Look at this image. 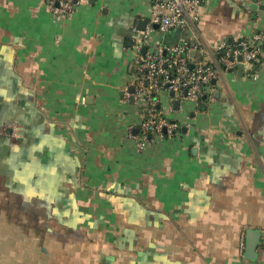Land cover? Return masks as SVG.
<instances>
[{
  "label": "crops",
  "instance_id": "0c3cea01",
  "mask_svg": "<svg viewBox=\"0 0 264 264\" xmlns=\"http://www.w3.org/2000/svg\"><path fill=\"white\" fill-rule=\"evenodd\" d=\"M53 1L0 0V264H264V64L224 70L199 105L159 94L181 138L143 150L124 95L147 50L264 31V0H201L167 30L146 0H82L69 17Z\"/></svg>",
  "mask_w": 264,
  "mask_h": 264
},
{
  "label": "built area",
  "instance_id": "2783aa9c",
  "mask_svg": "<svg viewBox=\"0 0 264 264\" xmlns=\"http://www.w3.org/2000/svg\"><path fill=\"white\" fill-rule=\"evenodd\" d=\"M81 1L55 0L53 13L69 17ZM146 1L153 12L151 23H158L164 30L186 27L199 20L201 0ZM150 29L148 25L143 33L148 34ZM214 49L215 52L211 53L202 43L190 46L182 42L169 49L147 50L140 57V75L131 83L133 91L124 92L126 99H134L143 108L138 130L135 132L134 128H129L127 131V135L136 142L138 150L145 149L154 140L179 141L181 138V124L164 115L160 93H169L180 102L192 101L196 105L202 102L203 96H206V100H214L212 80L217 79L224 70L239 65L248 69L255 64H264V31L242 38L234 45L225 42L218 44ZM193 50L200 54V58L192 57ZM220 52L222 55L218 56Z\"/></svg>",
  "mask_w": 264,
  "mask_h": 264
},
{
  "label": "rangeland",
  "instance_id": "374dc122",
  "mask_svg": "<svg viewBox=\"0 0 264 264\" xmlns=\"http://www.w3.org/2000/svg\"><path fill=\"white\" fill-rule=\"evenodd\" d=\"M160 96L162 97V105H163V107H166L167 105H169V102H168V96H165V95H163V94H161L160 93ZM190 102H192V101H190ZM138 103V102H137ZM139 104V103H138ZM3 205H5V204H1L0 203V211H5V208L3 209L2 207H3ZM17 208V209H16ZM14 210H15V212H17L18 211V214H20V212H21V208H20V205H16L15 207H14ZM14 222H15V226H18V225H20V226H25L23 229H28L29 227H31V222H32V220H27V219H25V220H22L21 218H15L14 219ZM28 223V224H27ZM23 224V225H22ZM24 224H26V225H24ZM14 237H15V235H14ZM28 237V236H27ZM26 237V238H27ZM30 238H32V236H30ZM50 238H52V236H50L49 237V235L47 234L46 235V246H47V248H49L48 250L50 251V253L49 254H47V256L45 257L46 258V261H48V259H52L53 257H54V255H55V250H54V247L52 246V244H53V242H52V240L50 239ZM15 239V238H14ZM22 246H20L19 248H17V250H13V251H11L12 252V254L13 255H16V253H19V254H21V250H20V248H21ZM24 247L25 248H27L26 247V245H24ZM31 247V246H30ZM26 252H27V250H26ZM28 252H30L29 250H28ZM40 256H41V254H40Z\"/></svg>",
  "mask_w": 264,
  "mask_h": 264
},
{
  "label": "water",
  "instance_id": "95a60500",
  "mask_svg": "<svg viewBox=\"0 0 264 264\" xmlns=\"http://www.w3.org/2000/svg\"><path fill=\"white\" fill-rule=\"evenodd\" d=\"M231 41V40H230ZM146 48H143V51L145 52ZM241 59V57H240ZM238 70L242 71V66H238ZM213 83H216V78L212 80ZM133 88H131L132 90ZM173 94V93H172ZM206 96H203V99H205ZM174 105L177 107L180 105V101L176 99L174 101ZM261 233L257 229H249L247 231V237H246V245H245V257L248 259H255L256 258V250L258 248V245L260 243Z\"/></svg>",
  "mask_w": 264,
  "mask_h": 264
},
{
  "label": "trees",
  "instance_id": "16d2710c",
  "mask_svg": "<svg viewBox=\"0 0 264 264\" xmlns=\"http://www.w3.org/2000/svg\"><path fill=\"white\" fill-rule=\"evenodd\" d=\"M235 43H236V41H235V42H231L230 44H231V45H234ZM219 55H222V53H221V52L218 53V56H219Z\"/></svg>",
  "mask_w": 264,
  "mask_h": 264
}]
</instances>
